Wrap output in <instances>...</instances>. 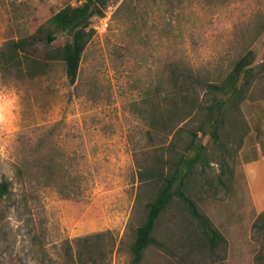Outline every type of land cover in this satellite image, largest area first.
<instances>
[{
  "label": "rangeland",
  "instance_id": "374dc122",
  "mask_svg": "<svg viewBox=\"0 0 264 264\" xmlns=\"http://www.w3.org/2000/svg\"><path fill=\"white\" fill-rule=\"evenodd\" d=\"M83 1L0 0V46ZM103 13L92 18L96 33L75 84L60 63L35 79L0 67V184L11 183L0 202V264H71L70 247L99 233L116 241L111 251V237L105 240L101 264H130L129 245L159 189L140 172L156 156L168 157L172 139L151 132L145 99L167 87L172 66L220 83L254 51L258 77L240 105L249 134L261 114L264 0H112ZM69 40L61 34L54 47ZM186 123L187 131L199 127V119ZM229 123L217 146L199 134L210 164L198 168L195 194L226 243L211 252L196 224L174 207L156 233L167 248L147 250L143 264H257L264 236L253 224L264 209L255 206L242 164L247 136ZM187 131L181 151L191 140Z\"/></svg>",
  "mask_w": 264,
  "mask_h": 264
},
{
  "label": "trees",
  "instance_id": "16d2710c",
  "mask_svg": "<svg viewBox=\"0 0 264 264\" xmlns=\"http://www.w3.org/2000/svg\"><path fill=\"white\" fill-rule=\"evenodd\" d=\"M112 0H84L78 6H66L39 26L30 35L10 40L0 46V67L3 72L17 71L21 76L35 79L47 76L56 64H62L70 84H75L83 55L95 36L92 18L103 16L104 9ZM61 34H69L71 40L63 46L54 47ZM254 51H248L234 64L232 70L220 83L209 82L192 68L172 66L166 88H158L145 102L150 106L152 133L172 136L166 147L168 157L154 158L153 166L140 172V180L159 186L155 198L146 205L143 224L135 231L134 240L129 245L130 264H143L147 250L155 247L166 249L158 240L156 233L161 218L177 207L184 211L196 224L211 252L226 243L222 234L214 227L209 218L200 211L195 200L196 177L200 166L210 164L207 145H203L199 134L211 136L214 144H219L221 133L228 121L241 125L244 136L250 127L241 114L240 105L249 98L258 74L255 71ZM264 71V64L261 67ZM204 92L203 98L201 93ZM164 94L162 102L161 96ZM199 119L196 131L186 130L183 125L192 119ZM234 121V122H233ZM210 128V131L209 129ZM187 131L190 142L181 151L178 140ZM156 132V133H154ZM241 140V146L243 144ZM160 151H165L161 149ZM226 170L222 169L219 183L224 184ZM23 176V175H21ZM11 183L0 184V202L10 195ZM264 236V212L253 224ZM111 237V251L116 241L110 233H99L80 238L75 249L70 247L68 258L71 264H101L106 258L105 240ZM257 264H264V248L256 257Z\"/></svg>",
  "mask_w": 264,
  "mask_h": 264
},
{
  "label": "crops",
  "instance_id": "0c3cea01",
  "mask_svg": "<svg viewBox=\"0 0 264 264\" xmlns=\"http://www.w3.org/2000/svg\"><path fill=\"white\" fill-rule=\"evenodd\" d=\"M263 102V103H262ZM257 122L252 125V133L247 136L241 149L244 171L255 200L256 208L264 209V101Z\"/></svg>",
  "mask_w": 264,
  "mask_h": 264
}]
</instances>
